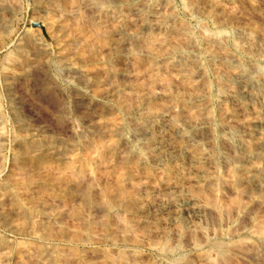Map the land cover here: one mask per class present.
I'll list each match as a JSON object with an SVG mask.
<instances>
[{
	"label": "rangeland",
	"instance_id": "rangeland-1",
	"mask_svg": "<svg viewBox=\"0 0 264 264\" xmlns=\"http://www.w3.org/2000/svg\"><path fill=\"white\" fill-rule=\"evenodd\" d=\"M114 1L0 0V264H264V0Z\"/></svg>",
	"mask_w": 264,
	"mask_h": 264
},
{
	"label": "bare ground",
	"instance_id": "bare-ground-1",
	"mask_svg": "<svg viewBox=\"0 0 264 264\" xmlns=\"http://www.w3.org/2000/svg\"><path fill=\"white\" fill-rule=\"evenodd\" d=\"M109 1H110L111 5H108V6L114 7L116 1H114V0H109ZM132 2H133V4H135L134 6H138L139 7L137 11H139V10H141L143 8L142 9L143 11L141 13H142V16L145 17V13H144L145 12V8L146 9L149 8L150 0H132ZM108 6H107V8H108ZM116 16H117V18H121L120 14H117ZM245 73H246L245 70H242V69L239 68L237 70L236 74H235V78L232 80L231 83L232 84L235 83V81L237 79L244 80L245 83L242 86V91L244 92V94L247 95V96H250V97H253V96L257 97V95H259V93L261 92V84H260L259 80L254 75L246 74V76H245ZM144 135H145V133H144ZM186 135L187 134L184 132L183 136H186ZM248 157H252V154H249Z\"/></svg>",
	"mask_w": 264,
	"mask_h": 264
}]
</instances>
